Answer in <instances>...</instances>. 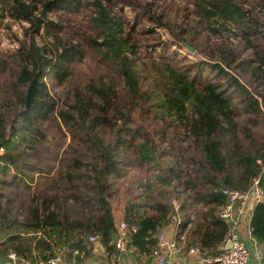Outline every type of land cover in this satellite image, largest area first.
<instances>
[{
	"label": "trees",
	"instance_id": "16d2710c",
	"mask_svg": "<svg viewBox=\"0 0 264 264\" xmlns=\"http://www.w3.org/2000/svg\"><path fill=\"white\" fill-rule=\"evenodd\" d=\"M117 1L131 7V24ZM189 1L212 34L236 26L240 46L205 49L191 20L171 19L154 0H0V16L27 24L15 51L0 55L1 253L44 259L66 249L67 259L76 251V263L91 251L88 236L110 252L112 200L127 162L118 153L127 149L137 167L156 170L136 187L138 201L123 207L121 222L135 228L129 245L151 254L174 195L186 247L198 246L202 255L221 250L229 228L218 216L222 189L247 190L254 179L264 189V0ZM144 22L149 27L140 34L165 29L173 39L158 42L157 55L142 56L150 63L151 91L140 84L135 27ZM175 42L208 61L184 64L167 54ZM86 54L97 72L74 84ZM44 76L69 84L61 100ZM159 158L167 160L162 165ZM250 230L264 242V197Z\"/></svg>",
	"mask_w": 264,
	"mask_h": 264
},
{
	"label": "rangeland",
	"instance_id": "374dc122",
	"mask_svg": "<svg viewBox=\"0 0 264 264\" xmlns=\"http://www.w3.org/2000/svg\"><path fill=\"white\" fill-rule=\"evenodd\" d=\"M142 1V0H141ZM157 8H164L167 11L169 10V14H171L170 18L172 19L173 15H177V18L179 21H182L186 23L187 20H191V26L192 27L190 30L194 34H198L199 36H202L204 39L203 46L206 49L207 46L212 47L215 45H223L227 44L229 47H238L240 46L242 40L240 37V33L238 31V28L236 26H230L229 31H225L221 29V33H216L212 34L211 32L208 31L204 21L200 20L199 17H197L195 14H192V7L194 5L191 4L189 0H154L153 2ZM122 7V16L124 20H127L129 23H132L133 19V11L129 4H122L117 1L114 5ZM247 8L251 9L252 11H256L257 9H253V6L249 5ZM159 9V10H160ZM82 14H77L76 18L81 17ZM53 19V17L51 16ZM74 22H70L69 24L72 25ZM130 23V24H131ZM27 27V24L16 21L12 19L8 14L4 15L3 17L0 16V55L8 56L12 54L16 47H17V40H19L22 37L23 29ZM149 25H147L146 22L143 24L140 23L139 25H136L135 29L138 32V36L136 39L140 42V46L138 48V52L140 56H145L144 52L146 50H150V52H154V54L160 53L159 49L156 48L158 42H170L172 41V37L169 35V33L165 29H155L156 32L152 35L149 34H140L142 28H147ZM195 28V29H194ZM63 37V36H62ZM35 41L40 42V37L35 36ZM64 38V37H63ZM210 42L207 41V39ZM138 42V43H139ZM147 44V45H146ZM186 44L182 42H175L174 46L171 48H168L167 54H172L173 52L177 54L179 58H183L184 64L194 63V62H200V61H208V58L199 53L198 51H192L189 48H186ZM149 46V47H145ZM151 46V47H150ZM189 46V45H187ZM155 48V51L153 48ZM173 51V52H172ZM143 57L142 59H139L138 63L140 64V69H141V78H140V84L142 88L147 89L148 91H151L152 88V75L150 73L151 67L150 63L148 61H144L143 63ZM143 64V65H141ZM96 67L94 64V60H91V56L89 54H86L84 58L82 59L81 64H79L74 71V78H73V83L74 84H79V83H84L87 79L89 78H94L96 74ZM208 73V71H207ZM205 74V73H203ZM43 81L45 82L49 93L58 99H62L65 94L66 90L69 88V84H66L64 86L57 85L54 83L52 80H48L43 77ZM114 82V87L115 91H118L120 89V84L117 81ZM73 83H70V85H73ZM154 123L158 128L162 127V124L155 121ZM170 131L167 133V138L168 136L170 137L171 135L169 134ZM112 133L107 134L106 137L111 136ZM157 138V137H156ZM157 140V139H155ZM166 148V146H164ZM166 151L174 152L175 150L172 148L166 149ZM167 153V154H168ZM127 156V157H126ZM170 155H166V158L168 159ZM118 158L122 162H126L125 159L127 158L126 168L123 171L122 177L117 180V192L114 195V198L112 200V209L114 211H120L121 208L125 205V203L129 200H135L138 201V196H139V190L136 188L139 186L140 182L142 181L141 179H150L152 174L156 172L155 169L148 168L146 169L145 167H137L134 164V156L132 155V150L127 149V151H122L118 153ZM166 158H159V162L161 164H164V161ZM166 159V160H167ZM143 189V188H142ZM173 196V195H172Z\"/></svg>",
	"mask_w": 264,
	"mask_h": 264
},
{
	"label": "built area",
	"instance_id": "2783aa9c",
	"mask_svg": "<svg viewBox=\"0 0 264 264\" xmlns=\"http://www.w3.org/2000/svg\"><path fill=\"white\" fill-rule=\"evenodd\" d=\"M258 179H254L253 183L247 190H239L236 188H223L222 193L225 196V202L218 209V216L225 221L229 228L225 235L223 247L230 244L226 250H220L214 255H202L198 246H190L186 252L190 255H199L202 260L207 264H250V250L246 247L243 241L239 238L236 226L238 220L246 210H252L255 205L264 197V189L259 187ZM169 215L168 225H171L178 230L181 222L179 213V201L176 196H171L169 199ZM135 228L127 226L124 222H120L115 227L114 247L118 250L123 248V243L128 239L130 233H133ZM178 242H184V234L176 232ZM95 238L88 236L87 240L92 242ZM161 247L163 249H161ZM175 241L165 242L163 233L158 234V247L156 246L151 251V255L157 259L161 264H173L169 254L173 250H177ZM161 249V251H160ZM166 251L167 254L162 252ZM77 254L76 251L72 252L73 255ZM73 259V258H72ZM260 259V264H264V260ZM5 264H75V262H62L58 254H54L47 258H28L26 256L17 255L12 251L5 254ZM97 264H112L110 262H102Z\"/></svg>",
	"mask_w": 264,
	"mask_h": 264
},
{
	"label": "crops",
	"instance_id": "0c3cea01",
	"mask_svg": "<svg viewBox=\"0 0 264 264\" xmlns=\"http://www.w3.org/2000/svg\"><path fill=\"white\" fill-rule=\"evenodd\" d=\"M124 207V206H123ZM123 208L118 212L113 211V217L115 221V227L118 223L121 222V214ZM252 210H246L241 218L238 220L236 230L239 238L243 241L246 247L250 250V264H260V259L264 260V242L257 241L252 235L250 230V221H251ZM176 232L174 227L171 225L162 226L156 233V246L158 247V234L163 233L164 241L171 242L175 241L177 244V250L171 251L167 254L166 251L162 252L169 255L172 259L173 264H207L205 263L201 256L199 255H190L186 252L187 247L184 242H178L176 238ZM184 234V233H183ZM2 239V234L0 233V240ZM110 245L112 249L110 252H107L105 247L101 245L100 248L102 253H96L93 251L94 246L91 242V251L88 255L82 256L78 262L75 264H97L102 262H110L112 264H161L153 257L151 254L138 253V251L129 245V236L128 239L124 241L123 248L118 250L114 247V238L111 240ZM194 246V245H191ZM223 245L220 247V249ZM161 249H163L161 247ZM160 249V251H161ZM68 252V251H67ZM65 255L66 249L63 250ZM63 255L64 261L71 262L73 259L65 258ZM74 262V261H73ZM0 264H5V254L0 252ZM214 264V263H211Z\"/></svg>",
	"mask_w": 264,
	"mask_h": 264
},
{
	"label": "water",
	"instance_id": "95a60500",
	"mask_svg": "<svg viewBox=\"0 0 264 264\" xmlns=\"http://www.w3.org/2000/svg\"><path fill=\"white\" fill-rule=\"evenodd\" d=\"M186 48H189L190 50L194 51V49H192L189 46H186ZM28 100H29V94L27 93V97H26L25 104H24L25 109H27V107H28ZM92 244L94 246V249H93L94 252H96V253H102V250L100 248V242H99L98 239H94L92 241ZM229 247H230V244H226L224 247L221 248V250H226ZM57 254L59 256L60 261L64 262V258H63L64 253H63V250L57 252Z\"/></svg>",
	"mask_w": 264,
	"mask_h": 264
}]
</instances>
